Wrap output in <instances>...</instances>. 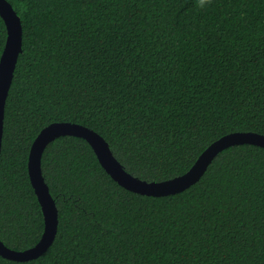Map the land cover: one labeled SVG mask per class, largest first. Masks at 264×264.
<instances>
[{
    "label": "trees",
    "instance_id": "1",
    "mask_svg": "<svg viewBox=\"0 0 264 264\" xmlns=\"http://www.w3.org/2000/svg\"><path fill=\"white\" fill-rule=\"evenodd\" d=\"M23 26L0 158V239L25 250L45 217L28 162L40 131L100 133L148 181L187 172L215 140L264 134V0H8ZM8 30L0 15V58ZM42 170L59 213L37 258L0 264H264V147L219 152L186 190L120 185L77 136Z\"/></svg>",
    "mask_w": 264,
    "mask_h": 264
},
{
    "label": "water",
    "instance_id": "2",
    "mask_svg": "<svg viewBox=\"0 0 264 264\" xmlns=\"http://www.w3.org/2000/svg\"><path fill=\"white\" fill-rule=\"evenodd\" d=\"M0 15L4 19L8 36L0 58V158L4 133L5 107L14 78L19 55L22 52V21L8 0H0ZM77 136L85 139L95 151L100 163L120 185L128 190L151 196H166L186 190L204 175L216 155L238 144H255L264 147V134L256 131H235L223 135L211 143L192 167L182 175L163 181H148L125 170L115 157L108 141L96 130L72 121L53 122L44 127L35 138L29 155L28 169L45 217V229L41 239L32 247L16 250L0 239V255L16 261H27L42 255L52 245L58 232L59 213L42 170V156L48 144L61 136Z\"/></svg>",
    "mask_w": 264,
    "mask_h": 264
}]
</instances>
